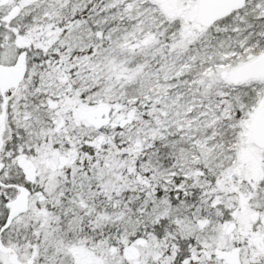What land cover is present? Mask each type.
<instances>
[{
	"label": "snow or ice",
	"instance_id": "1",
	"mask_svg": "<svg viewBox=\"0 0 264 264\" xmlns=\"http://www.w3.org/2000/svg\"><path fill=\"white\" fill-rule=\"evenodd\" d=\"M0 264H264V0H0Z\"/></svg>",
	"mask_w": 264,
	"mask_h": 264
}]
</instances>
